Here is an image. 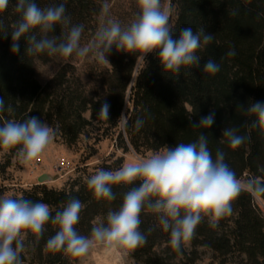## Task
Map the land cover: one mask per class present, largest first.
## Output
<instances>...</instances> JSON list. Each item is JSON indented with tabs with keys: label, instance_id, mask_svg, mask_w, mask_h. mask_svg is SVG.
<instances>
[{
	"label": "trees",
	"instance_id": "1",
	"mask_svg": "<svg viewBox=\"0 0 264 264\" xmlns=\"http://www.w3.org/2000/svg\"><path fill=\"white\" fill-rule=\"evenodd\" d=\"M36 2L44 7L65 0ZM14 3L11 0L7 11L0 14L9 32L18 19ZM166 4L171 9L174 38L184 27L194 31L203 28L214 35L213 41L197 53L201 57L199 66L181 68L178 75L165 71L155 52L117 51L113 46L107 57L109 64L98 62L94 54L27 56L24 38L18 41L19 51L13 53L11 36H0V97L5 108L0 113V125L7 120L23 121L36 116L56 130V141L71 147L86 140L91 156L97 153V145L106 140L124 152L132 148L142 154L164 151L180 142H195L203 132L208 136L213 158L218 149L222 150L225 162L238 178L264 182V134L251 127L255 116L245 114L249 104L264 103V0H162V5ZM65 6L72 24L84 25L82 46L94 39L100 25L108 19L127 27L139 12L137 0H66ZM61 32L58 25L49 35L58 36ZM230 50L235 51L234 56L227 55ZM209 58L220 65L214 75L203 72ZM37 62L57 66L46 83L37 77ZM105 102L109 105L108 120L97 114ZM213 111L215 123L210 129L191 127ZM137 118L144 121L139 129L135 127ZM226 127H235L238 134L250 138L239 148L230 149L222 137ZM6 150L9 160L16 156L14 149ZM122 166L123 158H118L99 169L118 170ZM5 167L1 165V173ZM89 178L77 177L59 188L35 183L10 196L47 203L53 215L68 200L79 199L85 207L76 230L88 236L95 223L106 222L107 213L118 210L124 193L138 186H113L116 198L108 201L93 195L87 186ZM5 195L0 189V196ZM257 196L264 199V194ZM141 220L140 230L147 237L146 243L130 250L137 262L177 264L178 260H185V264H199L203 249L221 264H264V215L255 203V195L249 192H242L233 201L231 214L221 218L216 227H211L205 217L194 237L179 252L170 246V234L158 226L156 214L144 210ZM45 227L38 241L29 234L21 254L23 264H77L80 257L47 248L46 241L57 228L50 223ZM149 228L154 230L149 233Z\"/></svg>",
	"mask_w": 264,
	"mask_h": 264
},
{
	"label": "clouds",
	"instance_id": "2",
	"mask_svg": "<svg viewBox=\"0 0 264 264\" xmlns=\"http://www.w3.org/2000/svg\"><path fill=\"white\" fill-rule=\"evenodd\" d=\"M10 2L0 0V14L7 11ZM137 3L139 12L127 27L108 19L100 25L94 39L82 46L84 25L72 24L71 17L66 14V0L44 7L36 0H15L18 19L11 25L10 32L0 19V36H11L13 53L19 51L18 41L24 38L27 56L47 53L49 56L85 57L94 54L98 62L109 64L107 57L115 46L117 51L155 52L163 69L177 75L181 68L198 67L201 57L197 53L213 41L214 35L203 28L194 31L184 27L174 38L170 6H163L162 0H137ZM107 12L105 4L103 13ZM58 25L61 34L49 35ZM227 55L234 56L235 51L230 50ZM219 71L220 65L211 58L204 64V73L214 75ZM4 110V100L0 97V113ZM11 110L9 107L8 111ZM97 114L108 120L109 105L103 103ZM245 114L255 116L251 127L264 134V103L249 104ZM214 123L213 111L191 127L207 130ZM143 124L140 118L135 121L137 129ZM238 133L235 127L223 130L222 137L226 138L230 149L239 148L250 138ZM55 135L56 130L36 116H28L23 121L7 120L0 125V147L14 149L15 155L28 163L44 153ZM208 143V136L202 132L195 142H180L163 152L127 162L118 170L97 169L87 180V186L98 199L115 200L113 186H138L130 187L118 210H110L106 222L95 223L88 236L76 230L85 207L79 199L68 200L62 210H56L53 215L47 203L0 196V264H23L21 254L29 234L38 241L49 223L57 230L47 239V248L63 250L72 257H84L96 246L110 250L135 249L147 240L140 230L144 210L157 215L158 226L170 234V246L181 251L205 217L211 227H216L221 218L231 214L232 203L242 192L264 194V182L257 178H238L225 162V153L218 149L213 158ZM153 230L149 228L148 232Z\"/></svg>",
	"mask_w": 264,
	"mask_h": 264
},
{
	"label": "rangeland",
	"instance_id": "3",
	"mask_svg": "<svg viewBox=\"0 0 264 264\" xmlns=\"http://www.w3.org/2000/svg\"><path fill=\"white\" fill-rule=\"evenodd\" d=\"M112 7V3L109 8ZM166 7H169L166 4ZM92 40L89 41V43ZM56 64L37 62L36 73L38 79L42 83L49 81L55 74ZM97 153L90 154L87 148V141L82 139L74 146H67L61 141L53 142L41 154V162H37V158L31 162L23 163L17 156L9 160L6 149L0 148V167L4 164L5 170L0 172V189H3L7 196L16 194L21 188H29L37 183V178L42 173H48L52 180L47 184L53 187H62L68 180L77 177L87 178L95 174L99 166L104 163L111 164L118 158H123V165L137 158H147L154 151H148L138 154L134 149L130 148L124 152L122 148H116L113 142L106 140L97 145ZM163 152V151H159ZM59 158L67 159L71 168L68 171H56L54 165ZM255 203L264 215V199L255 195ZM201 259L199 264H221L210 251L200 250ZM186 261L178 260L177 264H185ZM77 264H143L137 262L132 256L130 250L116 249L110 250L104 246L93 247L89 253L80 257Z\"/></svg>",
	"mask_w": 264,
	"mask_h": 264
},
{
	"label": "built area",
	"instance_id": "4",
	"mask_svg": "<svg viewBox=\"0 0 264 264\" xmlns=\"http://www.w3.org/2000/svg\"><path fill=\"white\" fill-rule=\"evenodd\" d=\"M41 158L40 157H38L37 158V162H41ZM71 168V164H70V162L67 160V159H65V158H59L58 160H57V162L55 163V165H54V169L56 170V171H61V170H63V171H68L69 169Z\"/></svg>",
	"mask_w": 264,
	"mask_h": 264
},
{
	"label": "water",
	"instance_id": "5",
	"mask_svg": "<svg viewBox=\"0 0 264 264\" xmlns=\"http://www.w3.org/2000/svg\"><path fill=\"white\" fill-rule=\"evenodd\" d=\"M123 125H124V123H123ZM51 180H52L51 176L44 174V175L39 177L38 182L39 183H47L48 181H51Z\"/></svg>",
	"mask_w": 264,
	"mask_h": 264
},
{
	"label": "crops",
	"instance_id": "6",
	"mask_svg": "<svg viewBox=\"0 0 264 264\" xmlns=\"http://www.w3.org/2000/svg\"><path fill=\"white\" fill-rule=\"evenodd\" d=\"M44 174L49 175L48 173H42V175H44ZM42 175H40V176H42ZM40 176H39V177H40ZM49 176H50V175H49ZM39 177H38L37 179H39ZM37 183H39L38 180H37Z\"/></svg>",
	"mask_w": 264,
	"mask_h": 264
}]
</instances>
